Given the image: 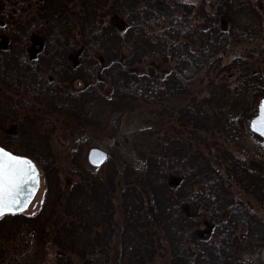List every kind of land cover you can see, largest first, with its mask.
I'll use <instances>...</instances> for the list:
<instances>
[{"label": "trees", "instance_id": "16d2710c", "mask_svg": "<svg viewBox=\"0 0 264 264\" xmlns=\"http://www.w3.org/2000/svg\"><path fill=\"white\" fill-rule=\"evenodd\" d=\"M262 37L253 0H0V144L44 175L25 219L33 240L56 246V264H257L243 254L264 244V218L230 184L264 205V162L218 138L243 132L264 96ZM142 109L156 124L136 131L141 169L79 163L60 186L51 116L117 129Z\"/></svg>", "mask_w": 264, "mask_h": 264}, {"label": "rangeland", "instance_id": "374dc122", "mask_svg": "<svg viewBox=\"0 0 264 264\" xmlns=\"http://www.w3.org/2000/svg\"><path fill=\"white\" fill-rule=\"evenodd\" d=\"M181 1L196 4L199 0ZM253 1L261 18L264 32V0ZM247 48L246 50L239 46L234 47L232 51H239L244 54L251 49L248 46ZM253 52L256 53L255 59L257 64L264 71V37L255 44ZM228 61L229 59L226 56L223 62ZM156 64L162 67V64L158 61H156ZM165 66L168 67V64H165ZM257 104L253 113L257 109ZM113 116L114 114H110V117L107 118L112 119L114 118ZM51 118L56 123V128L49 139V145L55 158L60 186L62 188L79 178L77 174L79 163H83L91 168L95 167L87 160V150L93 146L105 149L108 160L119 170L122 162L125 160L132 162L141 169L144 165L145 154L137 145L136 139L138 135L136 131L156 124V121L149 116L145 109L123 115L117 129L116 127L114 128L115 125H106L103 129H94L87 126L79 127L73 121H68L65 124L62 122V119H56L55 116H51ZM250 118L247 119L243 132H233L229 135V138L221 136L218 139H221L223 147L229 149L233 154L247 161L253 158L264 162V138H260L250 129ZM140 138L148 140L145 136L141 137L140 135ZM16 144L19 145V142L15 141ZM210 156L212 158L215 157L214 153L210 154ZM37 167L40 173V184L29 205L22 212L17 213L19 216L17 219L7 216V220H0V264H3L1 261L2 257L7 258L10 254H15L19 258H22L26 250H29L31 253V260L29 262L32 261L33 264H56V246L46 238L41 241L33 240L30 234L31 229L25 219L26 216L36 212L40 208L45 197L46 185L44 175L38 164ZM230 188L235 196L242 199L251 210L264 218V205L232 182ZM3 216H0V219ZM205 228L206 224L202 226L203 230ZM6 232L8 234L10 232V235L6 236ZM243 255L244 257L251 258L257 264H264V244L244 252ZM166 259L167 256L159 257L155 264H165Z\"/></svg>", "mask_w": 264, "mask_h": 264}, {"label": "snow or ice", "instance_id": "6c2138e0", "mask_svg": "<svg viewBox=\"0 0 264 264\" xmlns=\"http://www.w3.org/2000/svg\"><path fill=\"white\" fill-rule=\"evenodd\" d=\"M250 127L264 135V98L250 120ZM40 184L36 163L0 144V216L23 211L33 199Z\"/></svg>", "mask_w": 264, "mask_h": 264}, {"label": "water", "instance_id": "95a60500", "mask_svg": "<svg viewBox=\"0 0 264 264\" xmlns=\"http://www.w3.org/2000/svg\"><path fill=\"white\" fill-rule=\"evenodd\" d=\"M264 98V96H262L259 101H258V104L257 106L259 105L261 99ZM257 110V109H256ZM252 118V117H251ZM250 118V120H251ZM250 120H249V127H250ZM250 129L256 133L260 138H264V135H262L261 133L253 130L251 127ZM107 151L103 148H100V147H97V146H93V147H90L88 150H87V160L90 164L94 165V166H99L101 164L104 163V161L107 159ZM33 160V159H32ZM34 161V160H33ZM37 192V191H36ZM29 205V204H28ZM25 209V208H24ZM23 209V210H24ZM18 212H22V211H18ZM16 212V213H18Z\"/></svg>", "mask_w": 264, "mask_h": 264}, {"label": "flooded vegetation", "instance_id": "af4514ba", "mask_svg": "<svg viewBox=\"0 0 264 264\" xmlns=\"http://www.w3.org/2000/svg\"><path fill=\"white\" fill-rule=\"evenodd\" d=\"M10 150H12V149H10ZM6 214H11V213H6ZM6 214H4V215H6Z\"/></svg>", "mask_w": 264, "mask_h": 264}]
</instances>
